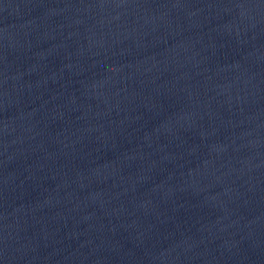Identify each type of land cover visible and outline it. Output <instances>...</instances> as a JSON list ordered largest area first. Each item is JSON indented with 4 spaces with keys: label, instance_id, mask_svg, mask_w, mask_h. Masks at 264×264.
Segmentation results:
<instances>
[{
    "label": "water",
    "instance_id": "95a60500",
    "mask_svg": "<svg viewBox=\"0 0 264 264\" xmlns=\"http://www.w3.org/2000/svg\"><path fill=\"white\" fill-rule=\"evenodd\" d=\"M0 264H264V0H0Z\"/></svg>",
    "mask_w": 264,
    "mask_h": 264
}]
</instances>
